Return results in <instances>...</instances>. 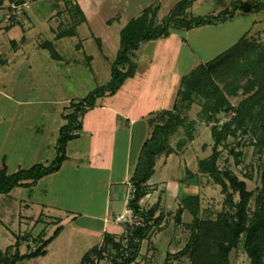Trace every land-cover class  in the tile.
Here are the masks:
<instances>
[{
    "label": "rangeland",
    "instance_id": "obj_1",
    "mask_svg": "<svg viewBox=\"0 0 264 264\" xmlns=\"http://www.w3.org/2000/svg\"><path fill=\"white\" fill-rule=\"evenodd\" d=\"M77 1L83 2V0ZM84 1L83 4H90L97 0ZM231 1L195 0L187 11L190 15L212 13L229 5ZM25 3L26 5L9 7L11 6L10 1L4 0L0 7V20L5 23L17 21L15 24L18 27L23 24V33L27 37L26 41L21 43L19 36H16L21 49L14 54L11 48V56L10 59L8 58V65L5 66L6 72L0 75L1 79L6 80L4 81L6 90L0 92V168L3 166L2 157L5 156L8 172H13L20 167H28L36 162H51L58 153L59 127L67 122L66 118L61 115L66 111L64 107L70 104L72 97L77 100L101 81L106 83L110 79V66H107L99 55H96L98 50L94 38L89 37L91 39L84 42V47L86 52L90 51L96 55L93 61L94 66L97 67L96 73H91L90 69L85 67L84 57L80 58L82 68L80 67L74 73L64 64L50 63L45 58L44 52L46 51L40 49L37 44L39 40L51 38L54 32L73 24L76 25L77 21H81L73 0H26ZM168 10L167 5H164L155 17V23L161 21ZM13 14L17 20L11 19ZM30 23L33 27L28 30L26 26ZM84 26L79 27L80 36L88 33V29ZM226 31L229 32L228 36L225 35ZM171 32L173 36L181 33L180 29L175 27L171 28ZM243 34L250 40L264 44V8L250 12L238 10L221 29H210L200 35L196 34V39L192 38L188 41L189 46L195 50V57L186 64L182 63L176 68L173 67L174 69L171 68L176 73L180 69L184 70L186 73L183 75H185L199 63L209 60L232 45ZM101 36L104 40L102 45L104 53L114 58V52L121 44L120 33L111 36L103 31ZM75 40L76 37L65 38L62 51L69 57L71 52L74 53L73 42ZM227 43H230L229 46ZM11 44L14 45V42L6 38L2 45L4 51L1 49L2 57H5ZM170 49L174 50L175 47H170ZM181 51L184 53L185 49ZM135 61H138L140 67H145L143 64L146 63L145 59ZM132 62L135 63L133 57L130 56L124 68ZM160 63H163V60ZM261 66L262 64L258 65L256 69H261ZM237 74H239L240 86L234 94H228L234 106L250 94L247 87L253 76V69L250 68L245 74ZM167 77L168 75L166 79ZM171 78L170 88L166 91V105L175 94L177 96L176 86L181 85L182 77L180 80L177 75ZM230 79L232 77L228 80ZM220 85L224 83L221 82ZM157 86L161 88L155 91L156 94L160 93L156 98L159 99L163 93V86ZM149 94L150 92L146 89L142 91L140 102H143ZM176 104L178 106L173 111L177 112L182 119L168 138L174 148L182 151L186 149L187 165H176L174 154H170L166 159V164H163L164 154H160L156 160L155 169L157 174L160 173L166 179L164 185L168 182L174 185L175 181H178L181 186L169 189L172 191L171 199L165 203V206L161 204L165 202L163 198L166 197L163 190H156L149 196V200L158 199L156 214L162 212V217L159 223L153 225L148 235L140 240L138 253L130 264L190 263L189 256L174 255L189 240L192 230L198 229L195 224L191 227L194 214L188 208L183 209L180 221H176L177 207L187 194L199 195V208L196 215L199 220L215 219L227 209L226 192L222 190V185L213 174L198 171L197 165L199 159L208 157L213 151L214 138L211 134V127L215 124L220 127L222 123L234 116L235 111L221 109L212 113L211 117L205 118L200 115L202 104L198 96L189 107L185 102H176ZM258 107L259 105L256 104L253 110ZM96 108H88L86 114L84 112L79 119L81 120L84 114V118H110L107 116L108 110L100 106ZM172 109L173 106L169 108V110ZM117 117L124 118L121 114ZM165 117L166 115H161V113L155 116L160 121H163ZM85 123H88V119ZM125 123L126 121L124 125ZM121 132L117 137L116 164L112 173V181L116 182L120 179L121 161L125 151L123 141L125 131ZM110 133L111 131L104 135L102 133L99 137V133H94L93 138H89V134L84 132L79 139L66 144V154L71 155L70 166H63L58 173L38 180L36 185L21 186L17 191L0 193V264L4 262L5 254L10 257L16 250L20 253L27 252L37 245L36 237L32 238L31 234L36 235L42 227L39 223L35 224L36 216L41 210L40 222H44L41 233L43 237L52 234L58 225H62L63 230L52 241V244L46 246L45 255L23 260L21 264H80L83 253L101 240L103 232L101 233L100 224L105 217H108L110 210L111 218L114 217L113 227L108 226L107 232L113 233L116 240L125 242L128 236L127 222H116L115 214L124 212L127 207L125 197L128 198V195L115 196V184L110 185L108 182L106 170L87 169V161L84 160L86 156L82 154V158L78 157L81 152L89 150L87 143L93 142L94 148L100 149L101 152L98 156L94 155L93 159L100 158L105 163L111 144ZM254 140V127L248 119L246 125L238 127L235 134L228 133L216 146L219 151L217 158L219 172L231 171L244 179L247 188L253 191L248 206L250 215L256 207V195L262 185L261 173L264 170V149L255 152ZM236 152L241 153L236 155ZM74 161H82L77 169ZM224 178L226 180V177ZM229 190L232 191V188ZM233 196L237 198L238 193L233 191ZM145 203L146 201L142 200V204ZM243 237L244 233L237 248L230 252V258L236 264L249 263V257L243 247ZM101 261L111 263L106 255L104 258L95 259L93 264H99Z\"/></svg>",
    "mask_w": 264,
    "mask_h": 264
},
{
    "label": "trees",
    "instance_id": "obj_2",
    "mask_svg": "<svg viewBox=\"0 0 264 264\" xmlns=\"http://www.w3.org/2000/svg\"><path fill=\"white\" fill-rule=\"evenodd\" d=\"M3 1L0 0V5ZM9 1L11 5H23L26 0ZM193 1L195 0L176 1L162 20L157 23H155V17L159 8L158 4L147 6L138 16L131 18L120 30L121 44L111 61L110 79L106 83L95 86L83 97L70 101V111L63 114L67 122L59 129L56 156L49 163L36 162L13 172H8L6 164L3 163L0 168V193L9 192L14 186L32 185L39 178L60 168L67 157V141L76 137L77 130L81 128L80 116L87 108L95 105L97 97L114 93L128 76L134 74L135 63H129L126 68L124 66L129 61L133 50L141 42L165 36L171 27L190 29L205 24H220L233 17L238 10L250 12L264 8V0H232L229 5L216 12L190 15L187 9ZM75 5V10L81 16L80 19H83L81 9L78 4ZM9 7L12 6L9 5ZM12 18L16 20L14 14ZM74 27L73 24L62 28L58 35L73 34ZM48 46L52 55L58 56L50 43ZM261 64V69H256ZM250 68L253 69V76L247 87L250 94L234 106L228 94H234L240 86L237 73L245 74ZM230 77L232 79L228 80ZM221 82L224 85H220ZM180 84L173 109L160 111L161 115H166L165 119L153 124L149 136L143 141L130 178L132 188L127 205L136 214L139 222L127 226L128 236L124 243L116 240L113 233L106 232L99 247L92 246L82 255L81 264H93L95 259L104 258L106 255L110 258V264H130L135 260L140 240L148 235L153 225L159 223L162 217V212L156 214L158 200L144 208L140 204V199L148 191L147 181L154 173L157 156L175 150L168 136L182 119L177 112L173 111L178 106L176 102H185L189 107L197 96L202 104L200 115L205 118L211 117L212 113L221 109L235 111L234 116L222 123L220 127L216 124L211 127V134L214 138L213 151L208 157L198 161L199 170L213 174L222 185V190L226 192L227 209L215 219L199 220L196 216L199 208V195L191 193L184 196L182 203L177 207L176 221H180L183 209L188 208L194 214L195 223L193 222L191 227L196 225L198 229L192 230L189 240L174 255L189 256V264H236L231 260L230 252L237 248L244 233L243 247L249 257L247 264H264V170L261 173L262 185L256 195V207L250 215L248 206L253 191L247 188L244 179L231 171L219 172L217 165L219 151L216 147L228 133L235 134L237 128L246 125L250 119L255 133L254 151L264 149V44L250 40L243 34L232 45L209 60L199 63L189 73L183 75ZM256 104L259 107L253 110ZM229 188H232V191ZM233 191L238 193L237 198H234ZM61 229L62 225L56 226L52 234L47 237L41 235L42 231L39 232L36 236L37 245L33 249L23 253L16 250L10 257L5 254L2 264H16L18 260L44 255L47 252L46 246Z\"/></svg>",
    "mask_w": 264,
    "mask_h": 264
},
{
    "label": "crops",
    "instance_id": "obj_3",
    "mask_svg": "<svg viewBox=\"0 0 264 264\" xmlns=\"http://www.w3.org/2000/svg\"><path fill=\"white\" fill-rule=\"evenodd\" d=\"M176 1L178 0H97L94 3L83 4V2H85L84 0L83 2L73 0L74 4H78L83 14V19H80L81 20L80 22L77 21V24L75 25L74 33L66 34V35H58L59 31H57V32H54L51 38H45V39L39 40L37 41V44L40 47V49H42L43 51H46L44 52V54H45V58L47 61H49L50 63L55 62L59 64H64L66 65V68L72 71V73L76 72L77 69H80V67L82 68V62H80V58L82 57H84V61L86 62L85 67L90 69L91 73H96L97 67L94 66L93 64V61L95 60L96 55H99L101 59H103L107 63V66L108 65L110 66V69H111V61L114 58L104 53V48L102 47L104 40L101 36V33L103 31H106L111 36H114V34H119L121 28L131 18L138 16L143 11V9L146 8L147 6L158 4L159 5L158 11H157V14H158V12L161 10V8L164 5H167L168 9L170 10V8L174 5ZM23 5H26V3H24ZM1 6L2 5H0V7ZM92 18H94L95 20H93ZM229 21L230 19H227L220 24H205V25L196 26L190 29L175 27V28H179L181 31L180 34L175 35V36H173V32H171V28H172L171 27L167 35L141 42L138 45V47L134 49L133 54L131 55L136 65L134 74L131 76H128L123 81L121 86L114 93L104 94V95L97 97L95 105L92 107H89V109H95L96 107L100 106L102 107V109L108 110L109 112L107 113V116L110 118H84L85 117L84 115L87 112L85 111V114L82 116L80 120L81 128L77 130L78 135L74 138L69 139L67 143L73 141L74 139L75 140L79 139L80 136L84 132L89 134V138H93L92 135L94 133L95 134L99 133L98 134V137H99L101 136L102 133L104 135V133L111 131L110 133L111 134V144L109 147L108 157L106 159L107 161L105 163H103L104 161H102V159L100 158L93 159L94 155L98 156L101 154L100 149L94 148L95 146L93 142H88L87 144L89 145V150L87 152L86 151L81 152L80 155H78V157L82 158L81 157L82 154L86 156L84 160L87 161V165H86L87 169L89 168L92 170V169L99 168V169L106 170L108 182L110 183V185L115 184V191H114L115 196H120V197L125 196V195L126 196L128 195V197L130 196V191H129L130 185H131L130 178L134 171L142 143L149 136L153 124L160 121V120H157L155 116L157 114H160V111L171 108V106H173L175 102V99L177 97L176 94L175 96H173V98L170 99V102L167 103V105L165 104L166 91H168V89L170 88V82L172 80L171 76L177 75V77L180 80L182 75L186 73L184 70H181V69L179 70L178 73H176V71L174 72L172 68L173 67L176 68V66L178 67L182 63L186 64L188 61H190V59L195 57V53H194L195 50L193 49V47L189 46V43H188L189 39H192V38L196 39L195 37L196 34L200 35L204 31H210V29H221V27H224L226 23ZM16 22L11 23L10 21V22L5 23L2 20H0V75L6 72L5 66L8 65L7 64L8 58L10 59L11 51H12L11 48H13L14 54H16L17 51L21 49V47H19L18 42L16 40V36H19L21 43H24L27 39L25 33H23L24 31L23 24L22 25L20 24L18 27V25L15 24ZM81 26H84L88 29V33L84 34L83 36H80L81 34L79 32L80 31L79 27ZM32 27H33V24L31 23L27 24L26 26L28 30L31 29ZM7 34H8V37H7ZM228 34L229 32L226 31L225 35L228 36ZM221 35H223V33ZM67 37L68 38L70 37L71 39H73V37H76V40L73 42L74 53L71 52L70 57L67 56V54H64V52L62 51L65 38ZM89 37L94 38L93 40L96 42V47L98 50L96 55L95 53H92L90 51L86 52L85 50L84 42L91 39ZM6 38L9 39L12 43L14 42V45L11 44L12 46L8 48V52L5 54V57H2L1 49H2V45L4 44ZM48 43L52 45V47L57 52L58 56L52 55V52L48 46ZM229 44L227 43V46H229ZM170 47H175V49L172 50L170 49ZM182 49H185L184 53H182L181 51ZM2 50L4 51V49ZM116 53L117 51L114 52L115 55ZM76 54L77 56L74 57V55ZM137 59L138 60L145 59L146 63H143L145 64V67H140L138 61H135ZM161 60H163V63H160ZM166 75H168L167 79H166ZM4 81H6L5 78L1 79L0 77V92H5L6 90V84ZM100 84H103V82L101 81L97 85H100ZM157 85H160L161 87L163 86V89H162L163 93L161 94V97L159 99H156V98L159 96L160 93L156 94L155 91L160 90L161 88ZM145 89L148 90L150 94L143 100V102H140L142 99L140 95L142 91H144ZM175 90H176L175 92L177 93L179 90V84L176 86ZM75 99H76L75 97L71 98V100H75ZM103 100L104 102H102ZM152 101H156V102L151 103ZM70 109L71 108L69 107V105L64 107V110H66L67 112L70 111ZM66 111L62 112L61 115L63 116L64 113H67ZM118 114L123 115L124 118H118L117 117ZM87 119H88V123H85V120ZM123 119H125L124 121H126L125 125H124ZM122 130L125 131L123 132V141H124L125 151H124L123 160L121 161L122 164H121V173L119 177L120 179L119 181L116 182V181H112V178H113L112 173H113V170L116 164L115 148H116V143H117V137H119V133H122L121 132ZM185 150L186 149L182 151V150H178L177 148H175L173 152L161 153V154H164L163 164H166V159L170 156V154H174L175 164L176 165L184 164L186 166L187 159L185 156ZM97 156L95 157L97 158ZM5 158H6L5 156L2 157V164L5 163L7 166ZM70 161H71V155L67 154L66 159L62 162L58 170L52 173L46 174L43 177L39 178L38 180L44 177H47V176L49 177L50 175H53V173H56V172L58 173V171H60V169H62L63 166L65 165L70 166L71 165ZM81 162L82 161H79V162L74 161L76 169L79 167V164ZM100 164H104V165L102 166ZM197 169L198 171H200L198 165H197ZM38 180L34 183V185H36ZM165 180L166 179L160 173L158 174L156 173V169L154 168V173L147 181L148 191L140 199V204L142 207L145 206L147 208L158 200V199L149 200V196L152 195V193L156 190L164 191L163 193L165 194L166 197L163 198V201L165 202H162L161 204L165 206V203L169 199H171L170 193L172 191L169 189L171 187L177 188L181 186V183L179 184L178 181H175L176 183L174 185L169 184L170 182H168L167 185L166 184L164 185L163 183L165 182ZM21 186L23 185L14 186L9 192H11L12 190L17 191L19 187ZM127 200L128 198L125 197L126 204H127ZM142 200H145L146 203L142 204ZM111 215L112 213L110 210L108 217H105L100 224L101 233L103 232L101 240L92 246L99 247L102 244L104 234L107 232V227L111 226L113 223L114 217L111 218ZM41 216H42V210L36 216L37 219L35 222V224L39 223L40 227L41 226L42 227L38 232H36L37 233L36 235L31 234L32 238L38 236V233L43 231L42 229L44 228V222L43 221L40 222ZM107 220H110V221H107ZM111 227H113V225ZM62 230H63V226H62L61 231ZM61 231L58 233V235L54 239H56L61 234ZM52 241L48 245L52 244ZM29 243L30 241L28 242V244ZM38 256H43V255H38ZM31 258H35V257H31ZM27 259L29 258L18 260L16 264H21L23 260H27ZM104 263L110 264L109 262H102V261L99 264H104Z\"/></svg>",
    "mask_w": 264,
    "mask_h": 264
},
{
    "label": "built area",
    "instance_id": "obj_4",
    "mask_svg": "<svg viewBox=\"0 0 264 264\" xmlns=\"http://www.w3.org/2000/svg\"><path fill=\"white\" fill-rule=\"evenodd\" d=\"M20 5H22V4H17V5L12 4L11 6L12 7H18ZM131 188H132V185H130V189H129L130 192H131ZM131 217H133V218L131 219ZM115 221L116 222H127V226H131L133 223L139 222L136 214H134L132 209L129 207L125 208L124 212L117 214L115 216Z\"/></svg>",
    "mask_w": 264,
    "mask_h": 264
}]
</instances>
